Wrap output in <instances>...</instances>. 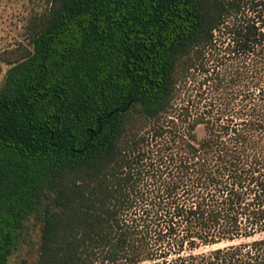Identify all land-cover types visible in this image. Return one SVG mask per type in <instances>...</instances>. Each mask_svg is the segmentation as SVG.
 Here are the masks:
<instances>
[{
	"label": "trees",
	"instance_id": "16d2710c",
	"mask_svg": "<svg viewBox=\"0 0 264 264\" xmlns=\"http://www.w3.org/2000/svg\"><path fill=\"white\" fill-rule=\"evenodd\" d=\"M48 1L0 86V264L29 221L18 264H264V0Z\"/></svg>",
	"mask_w": 264,
	"mask_h": 264
},
{
	"label": "rangeland",
	"instance_id": "374dc122",
	"mask_svg": "<svg viewBox=\"0 0 264 264\" xmlns=\"http://www.w3.org/2000/svg\"><path fill=\"white\" fill-rule=\"evenodd\" d=\"M48 7V0H0V86L3 84L5 74L10 67L9 61L16 58L21 46L29 44L28 26L32 16L41 14ZM226 37L223 36L218 40L219 50L216 49L213 55L208 56L206 59L207 68H214L218 62H221L220 51L227 45L223 43ZM204 76L206 75L197 71L194 72L193 77H190L191 80L183 83V93L177 100L179 105L184 104L189 105V107L195 105L198 108L201 107V110L203 109L205 99L200 96L201 90L208 89L214 83L210 81L209 84L211 85H205L202 89L200 83L206 78ZM220 93L221 91H213L214 95L219 96ZM196 133L199 138H202L205 135L204 127L199 126ZM40 239V227L34 225L31 221L27 222L19 247L11 255L9 264H18L23 259L31 262L37 260ZM210 248L202 247L197 251H208Z\"/></svg>",
	"mask_w": 264,
	"mask_h": 264
}]
</instances>
